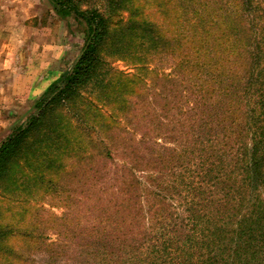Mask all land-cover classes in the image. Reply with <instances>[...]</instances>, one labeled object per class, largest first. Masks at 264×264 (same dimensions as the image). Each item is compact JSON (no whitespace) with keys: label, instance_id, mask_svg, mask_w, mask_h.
<instances>
[{"label":"trees","instance_id":"1","mask_svg":"<svg viewBox=\"0 0 264 264\" xmlns=\"http://www.w3.org/2000/svg\"><path fill=\"white\" fill-rule=\"evenodd\" d=\"M133 1L50 0L87 35L0 142V187L22 160L56 174L82 131L75 166L42 180L91 198L81 264H264V0H161V23Z\"/></svg>","mask_w":264,"mask_h":264},{"label":"rangeland","instance_id":"2","mask_svg":"<svg viewBox=\"0 0 264 264\" xmlns=\"http://www.w3.org/2000/svg\"><path fill=\"white\" fill-rule=\"evenodd\" d=\"M91 1L99 6V0ZM160 1L134 0L133 7L147 19L161 23ZM0 7H3L0 8V46L8 44L9 52L0 54L3 61L7 60L6 69L0 70L1 142L35 113V103L47 86L71 68L87 33L84 23L75 16L60 17L50 0H0ZM163 20L170 29L169 19ZM2 28H8L12 37L3 38L6 32ZM106 60L125 73L137 72L129 62L108 56ZM154 65L159 66L157 60L150 68ZM162 67L169 73L170 60H165ZM20 76L23 80L19 83ZM151 77L149 73L145 76L147 80ZM79 134L77 141L85 147L86 142L81 138L85 136L82 131ZM81 147L76 152L77 147L72 144L58 154L61 161L56 165L60 163L62 167L56 174L54 167L45 169L43 164H25L22 160L0 187V227L11 231L0 244V264H81L76 248L79 238L76 226L77 223L89 225L91 198L77 200L79 194L73 191L75 184L73 188L54 186L46 191L48 186L42 182L57 179L71 169L76 157L82 155ZM69 181L71 178L67 177L64 182ZM64 216L65 221L61 219Z\"/></svg>","mask_w":264,"mask_h":264},{"label":"crops","instance_id":"3","mask_svg":"<svg viewBox=\"0 0 264 264\" xmlns=\"http://www.w3.org/2000/svg\"><path fill=\"white\" fill-rule=\"evenodd\" d=\"M0 8L2 9L3 7H0ZM2 30L6 32V33L2 34V37H3V38H5V39H9L10 37H12V34L9 33V29H8V28H7V29L2 28ZM6 30H7V31H6ZM0 35H1V34H0ZM18 46H19V45H18ZM0 49H2V50L0 51V52H1L0 54H1V55H3V56H4V55H7V54H5V53L8 52V51H7V50H8V44H5V43L2 44V45L0 46ZM8 53H9V52H8ZM32 58H33V55H32ZM3 62H4V63H3ZM6 62H7V60L3 61V60H2V56H0V64H1L0 70H5V69H6V67H5ZM30 62H31V61H30ZM30 62H29V65H30ZM30 67H31V66H29V68H30ZM22 80H23V77L20 76V77H19V83L22 82ZM25 80H26V79H25ZM50 84H51V83H50ZM50 84H49V85H50ZM49 85H48V86H49ZM48 86H47V87H48Z\"/></svg>","mask_w":264,"mask_h":264}]
</instances>
